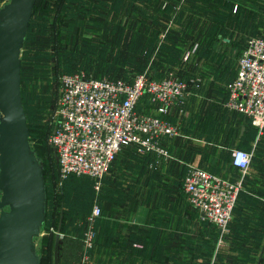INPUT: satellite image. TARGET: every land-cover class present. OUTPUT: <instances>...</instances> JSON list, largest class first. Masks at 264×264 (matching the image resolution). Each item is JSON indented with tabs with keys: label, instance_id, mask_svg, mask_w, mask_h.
<instances>
[{
	"label": "rangeland",
	"instance_id": "rangeland-1",
	"mask_svg": "<svg viewBox=\"0 0 264 264\" xmlns=\"http://www.w3.org/2000/svg\"><path fill=\"white\" fill-rule=\"evenodd\" d=\"M7 1L0 0V7ZM230 2L38 0L21 52V85L29 139L45 164L47 215L35 237L40 264H54L62 210L66 216L62 217L59 264H81L84 255H89L91 264H218L221 258L223 264H243L239 256L253 254L257 259L260 255L263 246L254 251L226 239L230 225L221 237L213 224L201 218L183 191L185 173L178 171L177 163L171 165L180 151L192 148L189 141L201 138L193 128L201 120L191 123L199 114L208 120L209 90H227L237 68L246 38H224L223 32L234 27L225 13ZM195 44L197 48L188 54ZM73 70L99 77L147 73L196 79L200 85L191 89L198 104L195 109L193 103L179 105L175 122L181 133L172 138L176 145L169 157L152 155L145 160L124 148L100 178L99 188L96 178L86 174L61 179L49 134L62 75ZM232 151L227 142L220 146V164L231 163ZM239 175L244 178L242 190L254 191L252 167L245 173L239 170ZM240 201L251 208L264 207L253 198ZM97 203L101 213L92 220ZM91 229L94 242L88 249L85 238ZM158 239L161 246H152ZM146 243L150 246L144 248Z\"/></svg>",
	"mask_w": 264,
	"mask_h": 264
},
{
	"label": "built area",
	"instance_id": "built-area-1",
	"mask_svg": "<svg viewBox=\"0 0 264 264\" xmlns=\"http://www.w3.org/2000/svg\"><path fill=\"white\" fill-rule=\"evenodd\" d=\"M237 6L235 3L234 8ZM196 48L197 44L188 54ZM198 85L196 79L177 74L153 77L141 73L127 79L95 77L82 70L64 73L49 134L58 154L60 178L87 174L96 178L99 188L100 178L128 144L143 154L169 157L163 141L181 133L178 123L170 119L172 109ZM227 88L226 106L249 118L259 139L264 134V32L247 38ZM253 155V150L236 147L231 163L245 173ZM243 184L241 175L223 176L196 163L189 164L183 177L187 200L203 219L218 227L221 237L228 230ZM101 209L95 204L90 219ZM93 242L91 229L85 238L86 247L89 249ZM81 264H91L89 255H84Z\"/></svg>",
	"mask_w": 264,
	"mask_h": 264
},
{
	"label": "water",
	"instance_id": "water-1",
	"mask_svg": "<svg viewBox=\"0 0 264 264\" xmlns=\"http://www.w3.org/2000/svg\"><path fill=\"white\" fill-rule=\"evenodd\" d=\"M35 3L8 0L0 7V264H40L35 237L45 222L47 187L44 163L29 139L21 89V52ZM61 223L62 215L54 264Z\"/></svg>",
	"mask_w": 264,
	"mask_h": 264
},
{
	"label": "crops",
	"instance_id": "crops-1",
	"mask_svg": "<svg viewBox=\"0 0 264 264\" xmlns=\"http://www.w3.org/2000/svg\"><path fill=\"white\" fill-rule=\"evenodd\" d=\"M235 3H238L237 8H234ZM225 9L228 20L234 25L231 30L223 32L225 39L248 38L251 35L264 32V0H233V3L231 2ZM236 70L230 80L235 75ZM195 94L196 92L190 89L187 95L174 105L170 114L171 120L176 121L179 105L183 101L191 104L193 103L192 106L195 109L196 104H198ZM208 96L212 99L211 102H208L210 104L208 106L210 110L207 114L209 117L208 120L205 121L200 114L196 117L195 115L192 117V125L195 124L197 118L201 120L200 123L198 122V127L196 126L197 124L194 125V127L192 126L194 130L198 129L200 132L199 136L202 135L201 138H193L192 141H189L192 148H188L186 152L180 151L181 153L178 156H174L175 161H173L171 165L177 163L178 171L180 173H185L188 170L189 164L195 162L214 173L237 178V176H239L237 167L230 162L227 166L220 164V146L227 142V146L231 149L241 147L247 150H253L254 155L251 167L254 180H252L251 187L255 188V192L252 193V196L264 199V175H262L264 173V134L257 139V129L251 124L250 119L242 113L226 106L228 88L227 90L225 88L220 89V87L211 88L206 97ZM229 135L230 139H228ZM179 142H182L180 138ZM163 143L168 147L170 152L174 151L176 145L174 144V140L166 138ZM152 155L156 156L154 153H147L141 156L145 157L146 160V158ZM251 209L252 210L247 212L248 217L251 219L250 224H247V222L240 224L237 228V233L243 238L247 237L248 232L257 231L259 236L261 233L263 234L264 241V224H262V218L264 220V209L255 207ZM145 246H150V243H146ZM152 246H161V240H154ZM262 246L261 253L257 259L250 257L244 262H249L250 264H264V242ZM147 259L149 258H144L145 263Z\"/></svg>",
	"mask_w": 264,
	"mask_h": 264
},
{
	"label": "trees",
	"instance_id": "trees-1",
	"mask_svg": "<svg viewBox=\"0 0 264 264\" xmlns=\"http://www.w3.org/2000/svg\"><path fill=\"white\" fill-rule=\"evenodd\" d=\"M232 3H233V0H230ZM230 2V3H231ZM37 4H38V0H36V3H35V6H34V12H35V10H36V8H37ZM230 5V4H229ZM34 12H33V15H32V17H31V20H30V23H29V27H28V31H27V35H26V39H25V44H24V47H23V49L25 48V46H26V44H27V42H28V37H29V31H30V27H31V23H32V19H33V16H34ZM210 14H211V12H210ZM173 36H171L170 38H172ZM246 40H247V38H246ZM246 44V43H245ZM244 47H245V45H244ZM243 47V48H244ZM23 49H22V51H23ZM243 50V49H242ZM137 58H144V56H140V55H135ZM22 57V56H21ZM23 65H24V63H23V58H22V64H21V73H22V68H23ZM74 71H77V70H73V71H70V72H74ZM114 72H116V73H120L121 71L120 70H117V71H114ZM88 75H91V74H88ZM94 76V75H93ZM136 76V75H135ZM135 76H132V77H128V76H114V77H110V78H118V77H123V78H127V79H132L133 77H135ZM95 77H99V76H95ZM160 77H162V76H160ZM21 89H22V85H21ZM22 96H23V94H22ZM146 107V109L145 110H150V106H145ZM168 139H170V138H168ZM51 145V144H50ZM52 146V145H51ZM52 148L54 149V147L52 146ZM124 148H126V149H128V151L129 152H131V153H135V154H137V155H144L143 153H141V152H139L137 149H136V147L134 146V144H128V145H125V146H123L122 148H121V150H120V152L124 149ZM34 149V148H33ZM35 150V149H34ZM120 152L117 154V156H116V158L118 157V155L120 154ZM54 153H55V151H54ZM147 154V153H146ZM38 155V154H37ZM38 157H39V155H38ZM116 158L114 159V161L116 160ZM39 159L44 163V161L39 157ZM113 161V162H114ZM112 162V163H113ZM57 164H58V162H57ZM44 169H45V164H44ZM187 172V171H186ZM185 172V173H186ZM72 175H78V174H71V175H69L68 177H70V176H72ZM82 175H84V174H82ZM87 175V174H86ZM185 175V174H184ZM90 176V175H89ZM44 177H45V174H44ZM92 177V176H91ZM184 177V176H183ZM67 178V177H66ZM65 179V178H64ZM46 187H47V185H46ZM182 188H183V178H182ZM243 188H241V190L239 191V194H238V197H237V200H236V204H235V206H234V209H233V213H234V219L232 220L231 219V221H230V223H229V225H230V230L228 231V233L226 234V237H227V239L228 240H231L232 242H234L236 245H240L241 247H245V249H247V247L248 246H250L252 249H254V251H256V250H258L259 248H260V246H262V243L264 242L263 241V234L261 233L260 234V236L258 235V233H257V231H251V232H248L247 233V237H243V238H241L240 237V235L237 233L238 232V226L240 225V224H244V223H246L247 222V224H250V221H251V219H250V217H248V215H247V212L248 211H250V210H252L251 209V207L250 206H244L243 204H242V202L240 201L241 199H243V198H247V199H256V200H260V203H263L264 204V202H262L261 200H264L263 198H257V197H253L252 196V193L253 192H255V191H250V192H244L243 190H242ZM183 191H184V189H183ZM184 193H185V191H184ZM185 195H186V193H185ZM47 198H48V193H47ZM187 198V197H186ZM189 202V201H188ZM189 204H190V202H189ZM191 205V204H190ZM193 209L194 210H196V208H194L193 207ZM258 209H264V207L263 208H258ZM197 211V210H196ZM62 212V217H65L66 216V213H65V210H62L61 211ZM199 213V212H198ZM46 215H47V207H46ZM200 215V214H199ZM202 218V217H201ZM203 219V218H202ZM204 220H206V221H208V222H210L209 220H207V219H204ZM45 223V222H44ZM53 224V227H54V225L55 224H57L56 223V220H55V218H54V220H53V222H52ZM211 224H213L214 225V227L217 229V233L219 234V229H218V227L213 223V222H210ZM262 224H264V220H263V218H262ZM44 225V224H43ZM59 226V225H58ZM64 226V223H63V220H62V223H61V228ZM54 231V230H53ZM245 236V235H244ZM249 237V238H248ZM122 240H123V238H121ZM159 239H161V238H159ZM255 239V240H254ZM144 246H145V244H143ZM144 248H147V246H145ZM152 248V247H151ZM157 248H160V247H155V249H157ZM61 249H62V237L60 236V240H59V245H58V250H59V252H61ZM259 251H260V249H259ZM149 254H151V252L149 251ZM39 255V254H38ZM157 255V254H156ZM40 256V255H39ZM59 256H60V254H59ZM151 255H149V259H151V257H150ZM250 257H255V256H253V254H250V255H242V256H239V258L241 259V260H243L242 262L244 263V264H249V262H244V261H246V259H248V258H250ZM193 258H194V256H193ZM245 258V259H244ZM224 260H223V258H221V260L220 261H218V264H223L222 262H223ZM40 263H41V256H40ZM226 263V262H225ZM158 264H160L159 262H158Z\"/></svg>",
	"mask_w": 264,
	"mask_h": 264
}]
</instances>
